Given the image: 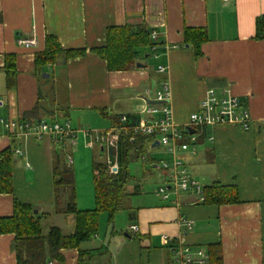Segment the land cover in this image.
<instances>
[{"label": "crops", "instance_id": "obj_1", "mask_svg": "<svg viewBox=\"0 0 264 264\" xmlns=\"http://www.w3.org/2000/svg\"><path fill=\"white\" fill-rule=\"evenodd\" d=\"M262 16L264 0H0V117L4 120H23L36 107L32 120L60 123L63 119L80 134L86 130L84 125L104 133L117 127L113 118L138 111L143 91L157 90L159 79L168 84L177 126L187 124L207 89L219 96L228 90L253 120L249 131L216 126L210 130L212 142L200 141L192 147L194 155H182L193 179L207 183L200 184L202 188L213 183L234 185L239 203L205 205L193 190L163 201L155 194L145 197L138 186L129 184L127 192L134 193L124 212L129 223L114 224L109 231L102 213L106 225L98 228L95 241L81 245L87 253L80 264H171L178 243L207 252L219 246V264H264V39L255 38V22ZM124 25H146L156 33L152 54L162 58L158 66L166 68L165 75L155 68L148 70L143 61L142 69L109 72L105 62L89 52L105 44L108 27ZM200 27L206 28L209 40L196 58L182 38L185 28ZM47 35H54L65 50H85L81 58H60L58 71L55 65L41 69L53 70L55 76L61 72L71 112L43 108L36 101L38 72L33 58L43 50ZM31 38L33 47L17 44L19 39ZM11 54L16 57L15 85L6 90L4 59ZM12 143L13 196L48 218L54 214L53 153L62 150L66 163L74 145L48 136L41 140L32 135L12 137L0 127V151ZM99 161L105 163V158ZM151 167L154 170V164ZM11 214L12 196L0 194V217ZM132 226L138 231L133 232ZM162 236L172 237L174 245L163 246ZM12 238L0 235V264H16ZM61 255L62 262L47 264H79L78 250H62Z\"/></svg>", "mask_w": 264, "mask_h": 264}, {"label": "trees", "instance_id": "obj_2", "mask_svg": "<svg viewBox=\"0 0 264 264\" xmlns=\"http://www.w3.org/2000/svg\"><path fill=\"white\" fill-rule=\"evenodd\" d=\"M255 38L264 39V16L255 22ZM150 29L146 25L111 26L105 31V44L91 49L89 52L103 60L109 72H122L135 69L136 63L142 61L145 55L152 56L151 48L156 46L150 39ZM183 43L191 46L196 58L201 56V46L209 38L206 28H185ZM57 38L47 35L42 51L34 54V67L38 72L44 67H52L62 58H81L85 56L84 49H63ZM3 74L5 75V89L10 90L15 85V55L5 56ZM165 79H159V82ZM36 107L24 115L27 122L32 120L31 114ZM63 111V110H62ZM114 124L119 125V119L113 118ZM198 142L207 140L211 131L207 127L197 129ZM133 137V141L130 138ZM117 147L118 171L113 174L105 163L92 160V189L94 208L80 210L76 206V192L74 172L64 160L62 150L53 153L51 161L53 211L54 214L69 217L73 223V232L65 235L57 227H51L44 235L41 219L36 207L22 203L13 196L12 168L14 144L0 151V194L12 196V214L0 217V235H12L10 245L15 255L16 264H47L51 261L62 262V250L75 249L79 251V264L83 253L81 245L89 242L99 228V216H106L108 225H113L116 213L129 210L128 201L133 196L126 188L133 180L129 171L131 163L142 162L141 155L145 154L144 163L152 168L156 161L148 155L151 137L134 135L131 132H120ZM143 163V162H142ZM202 203L205 205L222 206L239 203L237 187L234 185H220L213 183L202 188ZM37 211L36 214L33 212ZM219 246L209 247L210 264H219ZM82 262V260H81Z\"/></svg>", "mask_w": 264, "mask_h": 264}, {"label": "built area", "instance_id": "obj_3", "mask_svg": "<svg viewBox=\"0 0 264 264\" xmlns=\"http://www.w3.org/2000/svg\"><path fill=\"white\" fill-rule=\"evenodd\" d=\"M221 1L223 3L229 2V0ZM150 39L156 43L157 35L154 31H151ZM17 44L29 48L35 46V41L32 38L19 39ZM155 49L156 46L152 47L151 52L154 53ZM153 56L156 58L155 54ZM155 68L157 74L165 75L166 68L164 66ZM169 95L166 80H161L157 90L146 89L143 91L140 96L142 105L138 111L118 116L119 125L117 127L104 133H95L90 130H81L80 132L86 139H90L87 144L89 148L101 150V153L104 154L105 165L113 174L118 171L116 153L120 132L129 131L134 135L151 137L149 151L154 149L152 145L157 142V147H162L170 157V160H159L157 163H153L154 169L159 172L162 178L161 186H159L155 196L163 201H168L171 196L177 198L180 193L193 190L198 195L199 201L202 202V187L193 179L182 156L184 153L195 154L192 147L196 146L197 129L207 127L212 131L216 126L226 125L238 127L242 131H249L253 125V120L248 110L241 107L239 100L228 90L223 91L222 96H219L215 90L207 89L198 104L197 111L189 116L187 124L177 126L172 119ZM0 127L7 130L12 137L32 135L37 140H41L48 136L56 142H69L72 146L75 145L76 133H79L70 126L69 122H27L24 120H4L0 117ZM185 129L192 131V134L186 133ZM207 140L212 142L211 133ZM130 141H133V137L130 138ZM146 156L142 154L140 160L143 162ZM72 163L71 155H67L66 164L71 166ZM190 225L191 223L187 221L185 226L190 229ZM131 230L137 232L138 227L132 226ZM161 243L165 247H171L174 245V239L162 236ZM172 252L171 264H210V255L202 247L191 248L178 243Z\"/></svg>", "mask_w": 264, "mask_h": 264}, {"label": "rangeland", "instance_id": "obj_4", "mask_svg": "<svg viewBox=\"0 0 264 264\" xmlns=\"http://www.w3.org/2000/svg\"><path fill=\"white\" fill-rule=\"evenodd\" d=\"M148 70H151L158 65H162V58H154L150 57L147 59L142 60ZM55 69L58 71V67L55 64ZM54 69V71H55ZM156 69V68H155ZM55 71V72H56ZM44 74L48 77L45 78ZM61 72L57 73V75H53L52 71H38L36 75L37 80V102L39 106L43 108H48L50 110L59 109V110H68V95H67V88L66 82L64 77L62 76ZM71 112V111H69ZM60 123L63 122V119L59 120ZM73 122V121H72ZM74 124V123H73ZM89 125H84L83 127L86 130H89ZM88 128V129H87ZM89 138L83 134L76 133L75 145L72 148L70 155L72 158V165L71 168L74 172V179H75V192L78 198V209L86 210L94 208V201H93V190H92V170L91 164L92 160L96 158L97 160H104V154L101 152L96 154V150H93L87 146L89 142ZM150 157L157 160H168L170 157L162 147L154 148L147 152ZM95 156V157H94ZM170 160V159H169ZM149 165L142 162L131 163L129 165V171L133 176V180L131 181L130 186H138L140 189V193L145 197L153 196L156 191H158L159 186H161V176L159 172L155 169L152 170ZM200 184H207L205 180L199 178L198 179ZM199 184V185H200ZM125 211L116 213L113 225L109 226V231L113 228L114 224L118 226V224H122L125 222L127 225L129 223L127 217L124 214ZM71 218L64 217L56 214H52L50 217L42 218L41 219V228L42 232L45 235L47 231L51 227L59 228L63 234L68 235L73 231V225L71 224ZM99 227L103 229L106 225L105 223V216L102 214L99 217ZM125 230V227H123ZM90 241H95L94 237L90 238Z\"/></svg>", "mask_w": 264, "mask_h": 264}, {"label": "water", "instance_id": "obj_5", "mask_svg": "<svg viewBox=\"0 0 264 264\" xmlns=\"http://www.w3.org/2000/svg\"><path fill=\"white\" fill-rule=\"evenodd\" d=\"M149 55H145L144 58H148ZM135 67L137 69H142V68H145V65L141 64L140 62L136 63ZM45 77H47V75H45ZM186 133H189V134H192V131H190L189 129H185ZM153 148L157 147V142H155L153 145H152ZM37 211H34L33 213L36 214Z\"/></svg>", "mask_w": 264, "mask_h": 264}]
</instances>
